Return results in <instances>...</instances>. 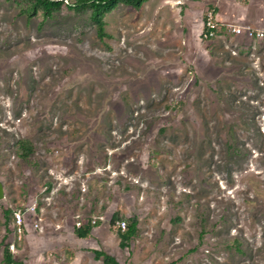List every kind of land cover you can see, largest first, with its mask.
<instances>
[{"label":"rangeland","instance_id":"1","mask_svg":"<svg viewBox=\"0 0 264 264\" xmlns=\"http://www.w3.org/2000/svg\"><path fill=\"white\" fill-rule=\"evenodd\" d=\"M236 3L264 16V0L121 3L101 42L90 10L0 0V264H264V40L232 31L250 21L199 31Z\"/></svg>","mask_w":264,"mask_h":264},{"label":"trees","instance_id":"2","mask_svg":"<svg viewBox=\"0 0 264 264\" xmlns=\"http://www.w3.org/2000/svg\"><path fill=\"white\" fill-rule=\"evenodd\" d=\"M23 5V11L29 17L38 14L40 11L43 13L44 20L51 19L55 13L60 11L63 6H66L70 10L83 12L90 10V19L96 26L97 35L101 42H104L106 38L110 37L106 31V14L114 10L119 4L123 3L130 5L135 9H141L142 6L148 0H18ZM19 156L21 158H27L34 152L33 144L27 139H20L18 141ZM10 210H6V214H9ZM98 225V224H97ZM94 225L93 227L97 226ZM137 222L131 221L129 227L124 230L123 238L130 240L136 233ZM121 230V228H119ZM90 228L79 227L77 236L79 238H88L90 236ZM122 231V230H121ZM96 259L105 257V264H112L115 262V258L99 250H95ZM9 256L8 259H10Z\"/></svg>","mask_w":264,"mask_h":264},{"label":"built area","instance_id":"3","mask_svg":"<svg viewBox=\"0 0 264 264\" xmlns=\"http://www.w3.org/2000/svg\"><path fill=\"white\" fill-rule=\"evenodd\" d=\"M220 28L219 20L217 16L212 12H208L205 20H204V36L208 39H212L217 36V32ZM232 31L235 33L236 36H244L255 40H264V29L254 28V27H240L235 26L232 28ZM15 221L17 226V232L19 237L22 236L23 233V226L26 225V215L21 211L15 213ZM122 231L126 230V222H121L119 224ZM33 226L35 228L40 227L39 222H34ZM13 249L15 248L14 245L11 246Z\"/></svg>","mask_w":264,"mask_h":264},{"label":"crops","instance_id":"4","mask_svg":"<svg viewBox=\"0 0 264 264\" xmlns=\"http://www.w3.org/2000/svg\"><path fill=\"white\" fill-rule=\"evenodd\" d=\"M217 19L221 22L223 25H229L231 22H247L250 21L254 26V28H259L256 26H263L264 25V16L261 15L259 12L256 13L253 16V19H250V16L248 15L245 7H243L241 4H234L233 10L231 9H221V11L217 12ZM204 20L199 25V31L201 29H204ZM262 29V28H260Z\"/></svg>","mask_w":264,"mask_h":264},{"label":"water","instance_id":"5","mask_svg":"<svg viewBox=\"0 0 264 264\" xmlns=\"http://www.w3.org/2000/svg\"><path fill=\"white\" fill-rule=\"evenodd\" d=\"M5 198V184L4 181L0 178V200Z\"/></svg>","mask_w":264,"mask_h":264}]
</instances>
